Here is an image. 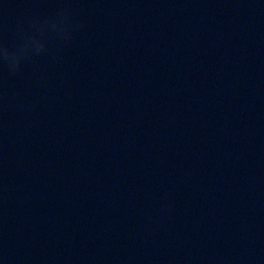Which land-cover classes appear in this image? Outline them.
Here are the masks:
<instances>
[{
	"label": "water",
	"instance_id": "water-1",
	"mask_svg": "<svg viewBox=\"0 0 264 264\" xmlns=\"http://www.w3.org/2000/svg\"><path fill=\"white\" fill-rule=\"evenodd\" d=\"M0 264H264V0H0Z\"/></svg>",
	"mask_w": 264,
	"mask_h": 264
},
{
	"label": "clouds",
	"instance_id": "clouds-1",
	"mask_svg": "<svg viewBox=\"0 0 264 264\" xmlns=\"http://www.w3.org/2000/svg\"><path fill=\"white\" fill-rule=\"evenodd\" d=\"M13 69V68H12ZM15 70H17V69H13V71H15Z\"/></svg>",
	"mask_w": 264,
	"mask_h": 264
}]
</instances>
